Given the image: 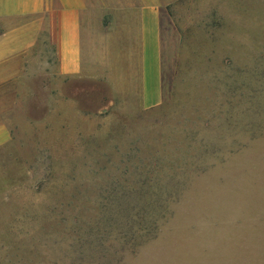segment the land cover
Returning <instances> with one entry per match:
<instances>
[{
  "label": "rangeland",
  "instance_id": "1",
  "mask_svg": "<svg viewBox=\"0 0 264 264\" xmlns=\"http://www.w3.org/2000/svg\"><path fill=\"white\" fill-rule=\"evenodd\" d=\"M163 31L153 108L0 74V264H264V0H175Z\"/></svg>",
  "mask_w": 264,
  "mask_h": 264
},
{
  "label": "crops",
  "instance_id": "2",
  "mask_svg": "<svg viewBox=\"0 0 264 264\" xmlns=\"http://www.w3.org/2000/svg\"><path fill=\"white\" fill-rule=\"evenodd\" d=\"M175 0H0V74L43 73L134 94L137 109L164 101L163 14ZM51 104V103H50ZM10 130L0 120V145Z\"/></svg>",
  "mask_w": 264,
  "mask_h": 264
}]
</instances>
